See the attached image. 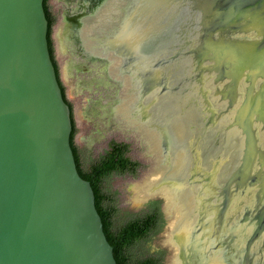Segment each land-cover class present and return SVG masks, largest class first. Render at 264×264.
<instances>
[{
	"label": "water",
	"instance_id": "95a60500",
	"mask_svg": "<svg viewBox=\"0 0 264 264\" xmlns=\"http://www.w3.org/2000/svg\"><path fill=\"white\" fill-rule=\"evenodd\" d=\"M44 1L0 0V264H117L91 184L77 171L71 110L49 52ZM148 1H173L190 10L197 34L191 53L203 56L201 78L212 81L220 103L226 90L245 86L238 108L231 96L229 104L224 101L223 114L234 115L225 130L238 128L246 138L221 191L223 212L230 189L247 181L257 197L264 195V150L258 146L264 139V0ZM221 44L235 49L228 54ZM152 200L162 202L167 232L166 200L151 197L139 204ZM258 212L245 264L264 237V211ZM184 243L177 232L172 244L182 264H190ZM162 246L169 261L174 250Z\"/></svg>",
	"mask_w": 264,
	"mask_h": 264
},
{
	"label": "flooded vegetation",
	"instance_id": "af4514ba",
	"mask_svg": "<svg viewBox=\"0 0 264 264\" xmlns=\"http://www.w3.org/2000/svg\"><path fill=\"white\" fill-rule=\"evenodd\" d=\"M112 1L58 0L63 4L58 8L62 22L57 21L55 26L59 30L58 40L63 47L64 56L70 53V63H73L72 67L77 75L95 74L97 77L101 75L100 82L114 88L117 94H120L124 87L129 90L124 97L118 96L115 116L124 131L132 135L120 121L139 135V138L133 136L143 146L141 151L146 154L145 158L150 164L148 173L137 184L138 187L135 186L137 189L135 188L134 194L137 195L138 204L143 200L139 198V184L153 176L156 168L161 170L162 157L164 164H171V150H178L174 135L171 133L172 125L177 121V117L184 116L187 110H195L199 120L192 116L190 120H196L199 125H189V136L184 143L189 159L187 173L184 178L167 179L159 186L173 189L175 192H187L191 198L190 205L184 208L185 216L175 230L173 219L169 216L170 228L163 244L174 252L168 263L172 264L174 257L177 256L182 264L179 259V247L175 248L167 244L169 234L174 231V240L177 232L185 240L184 250L190 264L193 262L216 264L217 261V264H245L246 241L254 228L251 220L257 211L258 213L264 211V195L258 196L262 198L260 200L255 190L248 186L241 185L238 188L235 186L232 188V194L229 192L228 207L223 212L221 195L223 183L239 163L242 139L237 128L225 132L233 118L230 115L220 116V112L225 111L227 104L224 101L229 104L230 96L237 100L236 106H238L242 101L241 96L246 99L247 92L245 93V89L241 88L226 90V100L222 98L223 103H220L214 96L216 88L212 90L206 86L208 81H212L207 79L208 76L205 74L201 78L202 66L199 60L203 59V56L193 57L191 53V36L188 34L191 16H188L187 21L184 19L186 27L184 26L182 35L180 24L175 18L170 19L172 13L170 14L169 11H159L158 8L152 7L140 8L136 23L131 21L129 18L134 14L135 0H127L129 2L123 8L122 14L125 18L122 19L121 27L119 28V23H116L118 17L112 15L117 32L115 33V30L110 34L101 28L100 17L104 15L102 20L106 21L107 15L109 16L107 10ZM161 4L165 7L171 6L176 12L181 10L173 1L171 3L163 1ZM188 10L186 9L190 15ZM133 72L139 74L142 83L140 102H145V99L154 93H156L154 106L160 99L165 102L176 100L174 117L165 125H153L158 136L146 135L141 127L138 129L131 126L120 115V106L122 105L125 112L127 104L133 99V94L136 95L135 88L131 92L135 83L131 75ZM136 104H139V98ZM154 106L153 103L148 105L149 108ZM212 113L214 116L211 115ZM136 114V107L132 111L128 110V114L124 113L130 123L132 122L128 118L135 117ZM242 137L244 139L245 136ZM261 144L262 146L259 144L260 149L264 150V139ZM163 198L166 200L167 212L168 201ZM244 216L247 217L246 221ZM263 239L252 247V254L247 264H257L259 260L264 263ZM161 249L167 252L165 259L168 260L169 251ZM204 254H208L207 258Z\"/></svg>",
	"mask_w": 264,
	"mask_h": 264
},
{
	"label": "rangeland",
	"instance_id": "374dc122",
	"mask_svg": "<svg viewBox=\"0 0 264 264\" xmlns=\"http://www.w3.org/2000/svg\"><path fill=\"white\" fill-rule=\"evenodd\" d=\"M49 5L53 15L56 17V22H62V18L59 17L58 8L63 4L58 2V0H50ZM140 8L143 7L139 6V2L136 1L133 8V16L135 17L134 20L139 18ZM54 28L57 29V26ZM221 47L223 50H227L228 54H230L232 51H234L233 49H235L229 44H221ZM70 60L71 56L69 53L65 57L64 71V67L62 66L63 63L61 64V62L64 60L60 59L58 62L60 63L62 72L61 78L66 88V96L74 108V119L78 129V133L75 138V144L81 152V156L85 165L96 161L101 155H103L104 152L108 150L109 144L112 141L130 145L131 151L129 156L134 161H137L141 164L140 171H138L134 176H113L107 181L106 186L111 193L115 194L117 207L121 211L122 217L129 212L136 214L139 211L138 206L141 204H138L137 195L134 194V190L135 188L137 189V184L142 180L143 176L148 173L150 164L145 158L146 154L141 151L143 146L140 145L139 140L135 138V136L139 138V135L135 131L127 128V126L119 120L126 127V129L132 133V135L124 131L115 116V108L117 107L118 96L121 95L124 97L125 94L129 92V90L128 88L124 87L121 93L117 94L114 88L100 82L101 75L98 77L95 74L77 75L76 71L72 67L73 63L71 64ZM120 115L131 126L138 129L140 128L136 124H132L126 119L122 105L120 106ZM142 131H144L146 135L149 134L148 132H145L144 129H142ZM153 173V176L143 180L139 184V198L143 199L140 195V190L145 182H149L157 178L159 180L162 178L160 177L161 172L159 169L156 168ZM136 185L137 187H135ZM167 232L164 228L163 231L154 238L152 242L153 247L163 248L162 245L166 238L165 236ZM167 255H170L169 252ZM163 264H169L168 260L165 259Z\"/></svg>",
	"mask_w": 264,
	"mask_h": 264
},
{
	"label": "trees",
	"instance_id": "16d2710c",
	"mask_svg": "<svg viewBox=\"0 0 264 264\" xmlns=\"http://www.w3.org/2000/svg\"><path fill=\"white\" fill-rule=\"evenodd\" d=\"M44 10L48 21V45L52 63L62 90L63 98L71 110L72 133L71 147L77 171L80 177L89 182L95 195V205L102 219L105 236L114 250L117 264H163L166 251L155 248L152 242L165 228L166 221L162 213V202L152 200L138 206L136 214L121 215L117 207L115 194L107 188V181L113 176L136 175L141 164L130 156V145L112 141L108 150L96 161L85 165L81 152L75 144L78 133L74 119V108L66 96V88L60 77V69L55 56L52 40L56 17L53 15L49 0L44 1ZM139 252V253H138Z\"/></svg>",
	"mask_w": 264,
	"mask_h": 264
},
{
	"label": "bare ground",
	"instance_id": "6f19581e",
	"mask_svg": "<svg viewBox=\"0 0 264 264\" xmlns=\"http://www.w3.org/2000/svg\"><path fill=\"white\" fill-rule=\"evenodd\" d=\"M136 1L137 0H135L133 3H136ZM128 2L129 1H127V0H113L112 1V3L110 4V6L107 10L109 12V16L107 15L106 21L102 20L104 15L102 17H100V26H101V28H103V30H106V32L113 34L114 31L116 30L115 29L116 25H114V24L119 23V28L121 27L122 19L125 18L124 14H122L123 8L125 7L126 3L128 4ZM139 6H142L143 8H146V9H150L152 7L155 9L158 8L159 11H164V12L169 11L170 14L172 13L170 16V19H173V18L176 19V21L180 24L179 27H181L180 28L181 34L182 35L184 34V26L186 27V23H184V19H186V21H187L188 16H190V15H188V12L186 11L185 8L181 9L180 11H177L178 12L177 13L176 10H174L171 6L165 7L160 2H155V3L151 4L148 0H139ZM112 15L115 16V18L118 17V20L116 23H115V20L113 21ZM186 15H187V17H186ZM129 19H131V21L136 23V20H134L135 17L133 15L130 16ZM102 21H103V23H102ZM176 21H175V24L177 23ZM95 23H96V21H95ZM98 23H99V21H98ZM190 25L191 26H190V30L188 31V34L191 36V43H192L194 40L197 39V37H196L197 34L195 32L196 28H193V25L191 22H190ZM96 29H97V27H96ZM116 32H117V30L115 31V33ZM102 33H104V31ZM90 34H92V33H90ZM94 34L95 33L93 32L92 35H94ZM131 75L133 76L134 81H135V83L133 84V87L131 89V92H133L134 88H135L136 95L133 94V99H132L133 102L131 100V102L127 104L124 113L128 114V110L132 111V109H135V107H136V113H137L136 116L135 117H129L128 119L132 123L138 125L142 129H144L149 134H152L154 136L155 135L158 136L157 131L155 129H153V125H156V126L165 125L171 120V118L174 117L175 112H176L174 109L175 108L174 104H175L176 100L171 99V100H168L165 102L162 99H160L159 102L154 106V102H156L155 101L156 100V97H155L156 93H154V94L149 95L145 99V102H140V96H141L140 89H141L142 83H141V80L139 79L138 73L133 72ZM135 78H137V80ZM206 86H208V88H210L212 90L214 89L212 82L208 81L206 83ZM241 89L244 90L245 86L241 87ZM138 98H139V104H136ZM241 98L243 100V96H241ZM152 103H153L154 108H149L148 105H150ZM235 108H238V106H236ZM223 113H224V110L222 112H220V116L230 115L231 118H234L233 113H230V114L229 113L223 114ZM131 114H133V113H131ZM191 116L195 117L197 121L199 120L198 119V113L195 110L190 109V110H187V112H186V114H184V116L177 117V119H176L177 121H175V123L171 127V133H173V135H174L173 137L175 139V144L177 145L176 147L178 148V150L177 149L171 150V153H172L171 164H168V163L164 164V158L162 157V153H161L163 166L160 170V172H161L160 177H162V178L159 180L157 178L155 180L145 182L144 185L142 186L141 190H140V195L143 199L151 198L152 196H156V195H161L167 199V201H168L167 213L173 219V229L174 230L179 225L182 218L185 216L184 208L186 205H190L191 198L189 197V194L187 192H185V193H180L178 191L175 192V191H173V189L160 188L159 186H161V184L167 179L184 178V176L187 173V170L189 167V165H188L189 159H188V152H187V150H185V147H184V143L189 136V128H188L189 125L190 124H195L197 126L199 125L196 120H194V119L190 120ZM255 127H257V125H255ZM237 130H238L240 137L242 139V147L240 150H243L244 139L241 135L240 130L238 128H237ZM225 132H226V130H225ZM261 141H262V139H259V141H258L259 148H260V145L262 146ZM175 144H174V146H175ZM224 184H225V182L223 183V186H224ZM246 185H248V181H247ZM232 190L233 189H230L231 194H232ZM156 197H160V196H156ZM169 228H170V226H169ZM173 232L169 234V238L167 241L168 245H173L172 244L174 241ZM217 262H216V264H217ZM172 264H181L178 261L177 256L174 257ZM257 264H264V263L259 260L257 262Z\"/></svg>",
	"mask_w": 264,
	"mask_h": 264
},
{
	"label": "crops",
	"instance_id": "0c3cea01",
	"mask_svg": "<svg viewBox=\"0 0 264 264\" xmlns=\"http://www.w3.org/2000/svg\"><path fill=\"white\" fill-rule=\"evenodd\" d=\"M58 29H55L54 28V30H53V35H52V40H53V42H54V45H55V56H56V59H57V62H58V60H64V61H62L61 62V64H62V66L64 67H62L63 68V71L65 70V56H64V50H63V47L59 44V40H58ZM58 64H59V68H60V63L58 62ZM60 74H62V72H61V68H60ZM61 77V76H60ZM61 80H62V78H61ZM62 83H63V81H62Z\"/></svg>",
	"mask_w": 264,
	"mask_h": 264
}]
</instances>
